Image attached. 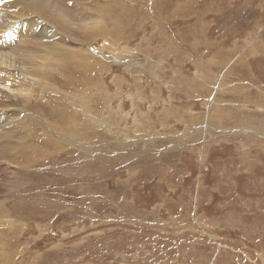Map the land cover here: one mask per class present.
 I'll return each instance as SVG.
<instances>
[{
    "label": "rangeland",
    "instance_id": "rangeland-1",
    "mask_svg": "<svg viewBox=\"0 0 264 264\" xmlns=\"http://www.w3.org/2000/svg\"><path fill=\"white\" fill-rule=\"evenodd\" d=\"M33 2L0 0L39 156L0 161V264H264V0H51L55 36Z\"/></svg>",
    "mask_w": 264,
    "mask_h": 264
},
{
    "label": "bare ground",
    "instance_id": "bare-ground-1",
    "mask_svg": "<svg viewBox=\"0 0 264 264\" xmlns=\"http://www.w3.org/2000/svg\"><path fill=\"white\" fill-rule=\"evenodd\" d=\"M28 7L31 8L32 12H34V11L38 12V16H39L40 20H38L39 24H37V26H39V28L41 29V32H42L41 34H44L47 36H50V35L55 36V33H56L55 31H52L48 25H46L47 23L43 24V26L41 25L42 27H40V24H42L40 22L44 18H45L44 20H47V21L50 20L53 25L57 26L58 28H60L62 30H64L66 28V26L69 24V17H66V14H65L66 11H65V13L62 12V10L58 7L56 2L52 3L51 0H34L33 3L28 5ZM8 14L9 13L6 10V14L0 18V34L6 33L7 29L10 28L11 25H12V27L14 25V23L10 24L9 21L7 20L6 15H8ZM39 49H42V50H39ZM28 50H30V49H28ZM30 52H31V54H28L27 57L29 58L28 60L30 62V65L32 64V69H35L36 67L39 68V66L40 67L43 66V68H45V67L47 68V65H48L47 60L49 61V60L53 59L55 55H58L60 53H62V54L65 53V50L63 49V47L56 45V46H53L51 49H48L44 46H41V47H38V49H36L35 51L31 50ZM37 52L39 53V56L36 55ZM24 53H25V50H24ZM56 53H58V54H56ZM40 54H42V55H40ZM45 54H47L46 57L44 56ZM22 62L19 60V57L16 54L12 53L11 50H8V47L5 50H3V48L0 47V72L5 73V72H7L8 69L13 70V71H17V73L20 74L19 75L20 81L19 80L17 81L18 87L24 88V89L20 88L19 93H15L14 92L15 89L13 90L12 87L10 88L8 86V84H9L8 82H10V85H11V83H13V85L16 84V78L13 80L11 77H8V79H7L8 84L1 83V81H0V99H2V101H0V102H1V104H5V106H3V109H5V111H6L3 113L0 112L1 115H3L0 118V130H1V132H0V161L7 158V159H12V160L16 161L17 163H20V165L23 164L22 160L24 158V155L25 156L27 155L29 157V155H33V154H30L33 152H34V156L36 155L35 154V148L36 147L33 148L32 145L28 141L23 140L22 129H27V125H25V121L23 120V118L18 119V120L15 119L16 120L15 121V120H10L9 117H11L12 115H20V113L19 114H13V111H19V110L22 111L23 110V108L18 109V108L13 107V106L18 105V103H19L18 101H20L21 99H24V101H26V103L33 101L32 99L34 98V92H35L33 87H34V85H36L38 83L36 76L32 73H29L28 69L30 66L27 67L26 64H24ZM15 77H17V75ZM0 79H1V76H0ZM25 81L27 82L26 84L24 83ZM26 86H30V87H28V89H27ZM1 106H0V110L2 108ZM20 117H21V115H20ZM10 124L12 125L11 127H10ZM14 124H15V126H14ZM7 130H8V132H7ZM16 130H17V132H16V139H15L14 133ZM38 157L39 156L36 155L34 158H31V159L29 158V159H30V161H34ZM3 208H4V206H3ZM1 209H2V207H1ZM4 216H5V218H8V215L5 214ZM3 222H5V221H3Z\"/></svg>",
    "mask_w": 264,
    "mask_h": 264
}]
</instances>
